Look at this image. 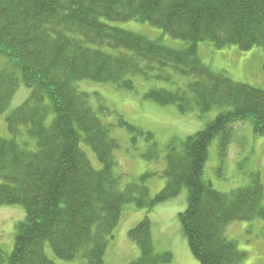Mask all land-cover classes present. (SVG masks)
<instances>
[{
	"label": "trees",
	"instance_id": "trees-1",
	"mask_svg": "<svg viewBox=\"0 0 264 264\" xmlns=\"http://www.w3.org/2000/svg\"><path fill=\"white\" fill-rule=\"evenodd\" d=\"M129 22L147 23L182 46L118 26ZM205 43L264 50V0H0V116L20 84L29 89L6 116L10 136L0 138V207L20 206L25 213L11 253L0 246V264H55L45 242L61 260L103 264L125 205L150 211L183 189L187 206L178 219L199 264L243 262L246 254L226 229L236 221L264 220L259 174L248 186L221 193L203 179V169L214 139L219 156H226L233 124L249 121L253 134L264 137V91L211 71L199 56ZM137 78L164 84L145 95L159 106L173 105L180 114L221 112L203 130L172 139L162 155L152 133L76 86L91 81L135 91ZM112 113L116 119L106 123L102 118ZM114 128L126 129L133 144L140 137L148 143L146 161L163 156L166 183L155 196L144 185L155 173L123 185L115 172L121 146ZM128 237L140 253L128 264L172 261L170 252L154 250L147 217Z\"/></svg>",
	"mask_w": 264,
	"mask_h": 264
},
{
	"label": "rangeland",
	"instance_id": "rangeland-1",
	"mask_svg": "<svg viewBox=\"0 0 264 264\" xmlns=\"http://www.w3.org/2000/svg\"><path fill=\"white\" fill-rule=\"evenodd\" d=\"M128 31L143 34L150 39H161L169 47L179 48L180 41L172 40L160 30L147 23L129 22L118 25ZM200 60L211 71L223 73L237 83L246 84L264 91V50L253 48L240 51L235 46L215 49L210 44L199 47ZM79 90L99 95L102 102L116 115H121L128 123L144 132L153 134L162 155L164 147L172 140L183 141L186 137L203 130L221 112L219 109L204 114L197 110L180 114L173 105L159 106L146 99L145 95L153 87H164L162 83L143 82L136 79L135 91L116 89L112 84L82 81L76 84ZM29 96V89L20 84L7 110L0 116V138H8L6 116L19 107ZM94 101V98H92ZM95 107V102H93ZM112 113L102 118L106 123L116 119ZM233 140L228 145L224 158L219 156L218 140L214 139L208 147L207 160L203 169V179L211 184L214 190L229 193L232 190L250 184V176L258 173L264 187V137L255 136L249 121L233 124ZM112 135L119 140L120 149L115 153L117 167L122 183L138 182L146 173L156 175L146 178L144 185L150 196L158 194L165 186L166 179L160 171L164 167L163 156L158 163L146 161L142 155L148 143L140 137L132 143V136L126 129L114 128ZM85 152L92 166L99 168L90 149ZM161 155V154H160ZM264 206V196L263 202ZM187 206V192L183 189L172 199L155 205L150 211L137 208L134 204L123 207L118 225L108 239L103 264H128L139 257V249L128 237V231L147 217L150 221L151 237L156 252L168 251L173 259L168 264H199L191 253L186 236L178 219L179 213ZM24 210L20 206L0 207V246L10 254L13 248L15 227L24 220ZM226 237L235 241L239 251L246 254L241 264H264V220L236 221L226 229ZM46 256L55 264H87L84 260L72 261L57 258L49 244L44 243Z\"/></svg>",
	"mask_w": 264,
	"mask_h": 264
}]
</instances>
